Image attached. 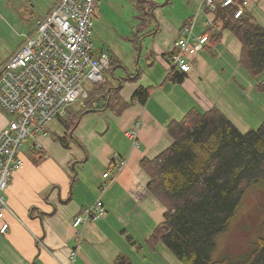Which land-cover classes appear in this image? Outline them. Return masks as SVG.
Instances as JSON below:
<instances>
[{
	"label": "crops",
	"instance_id": "crops-1",
	"mask_svg": "<svg viewBox=\"0 0 264 264\" xmlns=\"http://www.w3.org/2000/svg\"><path fill=\"white\" fill-rule=\"evenodd\" d=\"M21 1L36 16L29 30L18 27L27 35L54 0ZM238 1L247 2L244 10L264 27V0ZM148 2L155 5L150 11ZM94 17V52L110 55L112 79H104L120 88L118 101L83 113L72 132L56 119L36 145L22 144L24 165L5 191L8 230L0 234V264H70L72 220L98 199L107 215L81 227L74 264H117L121 257L130 264H181L162 243H148L165 208L149 192L141 160L164 151L171 144L168 124L193 109L216 108L241 132L264 122V94L239 63L240 43L214 22L202 0H98ZM184 27L194 37L219 33L220 40L191 57L190 71L176 83L167 79L168 60ZM22 40L8 48L0 65ZM138 88L150 91L145 104L131 103ZM10 119L0 109V132ZM135 124L132 142L125 134ZM64 137L66 148L58 140ZM120 160L125 164L116 170ZM106 172L110 177L103 179Z\"/></svg>",
	"mask_w": 264,
	"mask_h": 264
},
{
	"label": "trees",
	"instance_id": "trees-1",
	"mask_svg": "<svg viewBox=\"0 0 264 264\" xmlns=\"http://www.w3.org/2000/svg\"><path fill=\"white\" fill-rule=\"evenodd\" d=\"M213 1L214 22L238 40L239 63L257 80L256 90L264 94V27L245 10L235 17L242 1L233 0L224 7V0ZM148 6L149 11L155 7L150 2ZM204 36L210 46L220 40L219 33L207 31ZM111 67L110 59L109 70ZM168 73L167 79L176 83L186 75L173 68ZM92 85L78 110L67 109L66 118H56L66 133L75 129L83 113L111 108L118 101L120 88H111L106 80ZM149 94L146 88H138L131 103L145 104ZM167 133L171 144L140 163L149 178V192L165 208L149 245L162 243L181 264H264V232L236 258L212 259L216 240L228 230L247 189L263 186L257 183L264 181V122L255 130L241 132L216 108L204 112L193 109L182 120L171 121ZM58 140L62 147L68 146L65 137ZM117 261L130 264L122 257Z\"/></svg>",
	"mask_w": 264,
	"mask_h": 264
},
{
	"label": "built area",
	"instance_id": "built-area-1",
	"mask_svg": "<svg viewBox=\"0 0 264 264\" xmlns=\"http://www.w3.org/2000/svg\"><path fill=\"white\" fill-rule=\"evenodd\" d=\"M98 0H54L51 8L25 35L18 49L0 65V109L10 116L7 127L0 132V234H5L4 221L9 211L5 191L13 173L24 165L22 144L45 135L48 126L62 116L67 108L87 97L83 85L104 82L109 70L107 51L94 52L91 41L95 8ZM203 5L215 8L213 0ZM233 4L224 0L222 6ZM247 2L237 6L235 17L243 14ZM208 43L206 36H192L184 27L174 43L169 66L188 73L190 58ZM82 104V103H81ZM134 129L126 132L132 142L137 139ZM137 145V143H135ZM124 160L118 161L121 170ZM103 179L110 177L106 172ZM107 210L100 199L83 209L71 223L75 231L74 247L69 251V263L74 264L81 242V227L89 221L103 219Z\"/></svg>",
	"mask_w": 264,
	"mask_h": 264
},
{
	"label": "rangeland",
	"instance_id": "rangeland-1",
	"mask_svg": "<svg viewBox=\"0 0 264 264\" xmlns=\"http://www.w3.org/2000/svg\"><path fill=\"white\" fill-rule=\"evenodd\" d=\"M28 6L29 4L23 3L21 0H0V59L6 54L8 48L15 46L19 37H25L24 31H19L18 27L29 30L34 24V19L31 17L35 18L36 16L30 15L27 11ZM95 18L93 22H95ZM93 28L92 36H94ZM104 75L105 78L112 79L110 71H105ZM83 87L86 92H90L93 85L86 82ZM81 103H84V100L69 106L67 109L77 110L81 107ZM23 148L21 147L22 151ZM257 184H263L262 187H264V181H260ZM262 187L260 185H252L243 195L242 204H240L241 206H239L228 230L216 240V248L212 255L214 261L226 257L236 258L244 252L239 253L248 246L247 244L250 241H253L257 235L259 236V234L264 232V188Z\"/></svg>",
	"mask_w": 264,
	"mask_h": 264
},
{
	"label": "water",
	"instance_id": "water-1",
	"mask_svg": "<svg viewBox=\"0 0 264 264\" xmlns=\"http://www.w3.org/2000/svg\"><path fill=\"white\" fill-rule=\"evenodd\" d=\"M108 91H110V90H108Z\"/></svg>",
	"mask_w": 264,
	"mask_h": 264
}]
</instances>
